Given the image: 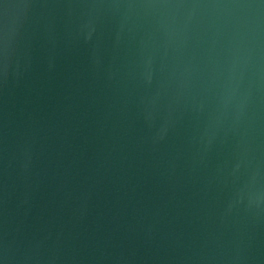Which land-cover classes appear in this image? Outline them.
<instances>
[{
	"label": "water",
	"instance_id": "water-1",
	"mask_svg": "<svg viewBox=\"0 0 264 264\" xmlns=\"http://www.w3.org/2000/svg\"><path fill=\"white\" fill-rule=\"evenodd\" d=\"M0 264H264V0H0Z\"/></svg>",
	"mask_w": 264,
	"mask_h": 264
}]
</instances>
